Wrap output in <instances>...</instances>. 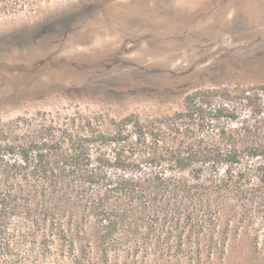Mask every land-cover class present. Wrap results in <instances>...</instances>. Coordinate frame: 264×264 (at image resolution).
Returning <instances> with one entry per match:
<instances>
[{
	"label": "rangeland",
	"instance_id": "374dc122",
	"mask_svg": "<svg viewBox=\"0 0 264 264\" xmlns=\"http://www.w3.org/2000/svg\"><path fill=\"white\" fill-rule=\"evenodd\" d=\"M75 3L78 7L52 0L0 17V128L9 141H63L86 131L111 132L128 116L148 124L182 110L190 94L203 104L200 131L253 121L251 101L264 106V0ZM218 110L223 116L215 118ZM228 113L240 120L232 122ZM142 142L134 134L126 142L133 158L128 173L155 167ZM166 167L163 163L161 169ZM110 173L121 170L112 167ZM239 213L243 221L227 227L223 218L219 243L202 238L200 255L188 231L179 252L181 233L170 224L171 238L159 228L139 254L128 253L124 245L111 259L118 264H264V206ZM85 231L91 256L99 261L101 228L91 220ZM169 246L172 251L162 256L160 248Z\"/></svg>",
	"mask_w": 264,
	"mask_h": 264
},
{
	"label": "trees",
	"instance_id": "16d2710c",
	"mask_svg": "<svg viewBox=\"0 0 264 264\" xmlns=\"http://www.w3.org/2000/svg\"><path fill=\"white\" fill-rule=\"evenodd\" d=\"M49 1L0 0V17ZM251 102L253 121L210 131L199 130L204 109L195 94L182 110L148 124L128 116L111 132L86 131L63 141L13 142L0 128V264H118L113 252L125 245L137 255L159 228L171 238L170 224L181 233L179 252L186 231L197 239L199 255L202 238L219 243L223 218L227 227L243 221L240 209L264 206V106ZM225 116L240 120L236 113ZM131 134L143 139L155 167L126 171ZM112 167L121 173L111 175ZM186 170L190 177L181 174ZM91 220L101 228L99 261L85 231Z\"/></svg>",
	"mask_w": 264,
	"mask_h": 264
},
{
	"label": "snow or ice",
	"instance_id": "6c2138e0",
	"mask_svg": "<svg viewBox=\"0 0 264 264\" xmlns=\"http://www.w3.org/2000/svg\"><path fill=\"white\" fill-rule=\"evenodd\" d=\"M62 5L70 4L72 7H78L75 0H59Z\"/></svg>",
	"mask_w": 264,
	"mask_h": 264
}]
</instances>
